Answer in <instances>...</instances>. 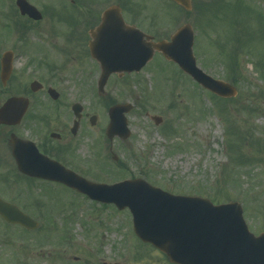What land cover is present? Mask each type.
<instances>
[{"label": "rangeland", "instance_id": "rangeland-1", "mask_svg": "<svg viewBox=\"0 0 264 264\" xmlns=\"http://www.w3.org/2000/svg\"><path fill=\"white\" fill-rule=\"evenodd\" d=\"M240 1L264 17V0ZM28 2L42 11L45 3L50 7L54 0ZM191 2L192 10L186 14L169 0H126L124 9L130 14L141 4L140 14H155L156 24L162 27L158 32L161 37H170L186 22L191 24L196 34L193 50L197 66L209 77L234 86L233 97L221 101L214 98L179 68L157 56L129 83L106 88L105 98L95 88L80 86L81 82L72 86L70 78L64 99L57 103L62 105L59 115L72 116L70 106L76 101L90 117L97 118L94 127L87 119L86 134L74 146L72 157L77 159L82 177L94 183L107 185L141 177L170 194L224 199L263 196L264 79L256 71V63L264 62L261 25L255 14L248 17L247 10L237 8L239 0ZM201 5L206 11L199 9ZM14 6L15 0H0V36L8 32L7 25H13L11 18L24 26L20 16H14ZM18 35L14 32L12 39ZM29 39L37 36L30 35ZM3 45L0 43V51ZM233 48L238 49L239 56V67L233 71L235 81L227 65ZM18 63L26 70L23 60ZM20 80L27 83L28 78ZM15 81L8 82V90L16 88ZM111 101L133 105L127 114L130 138L125 142L116 138L112 144L117 163L111 159L104 135L109 121L106 105ZM152 117L161 118L159 126ZM246 155L250 162H241ZM119 165L126 169L121 172ZM28 182L19 187L23 200L28 206L34 201L41 203L46 218L43 240L35 238L38 233L33 236V264H101L106 259L108 264H171L154 247L138 241L128 210L118 211L110 205L98 213L93 210L98 204L65 186L33 181L29 186Z\"/></svg>", "mask_w": 264, "mask_h": 264}, {"label": "flooded vegetation", "instance_id": "flooded-vegetation-1", "mask_svg": "<svg viewBox=\"0 0 264 264\" xmlns=\"http://www.w3.org/2000/svg\"><path fill=\"white\" fill-rule=\"evenodd\" d=\"M52 4L50 7L48 3L44 4L45 9L41 11L42 21L22 17L18 9L15 10L14 16L19 15L24 21V26L17 25L23 31L22 34L16 40L12 39V31H6L0 36V43H5L0 51V60L4 52H8L12 64L11 76L5 85L0 77V107L11 97H23L28 100V109L17 125L0 124V200L30 217L36 225L34 230H28L19 224L6 222L0 215V264H33L30 257L33 248L32 234L38 233L36 239H42L45 231L46 218L41 206L37 203L28 206L19 192V187H23L27 183L26 180L40 183L44 181L29 178L18 171L13 158L14 151L17 150L19 157L27 158L29 165L32 163L31 157L36 156L38 152L48 159L55 160L62 167L78 171V161L72 157V151L84 138L85 123L87 119L90 121L92 116L90 117L84 109L81 116L73 115L72 105L76 101L70 106L72 116L59 115L58 107L62 105L58 106L57 103L65 97L66 82L71 78L72 86L76 87L75 83L81 82L80 86L91 90L95 88L97 92L104 62L109 63L112 70L119 67L117 56L123 53V47L127 43L126 30L136 29L141 32L145 43H155L163 39L158 36L161 29L155 22V14H140L135 11L137 5L127 14L123 0H54ZM110 7L118 8L123 25L112 23L107 26L105 33L108 40H105L99 37V30L103 23V14ZM11 19L14 21L13 25L18 22L17 19ZM117 19L118 16L113 17V20ZM30 35L37 36V39L30 40ZM102 56L109 58L100 59ZM157 56L159 57L158 54ZM19 60L27 64L26 70L19 68ZM136 75L138 73L129 74L126 71L114 70L106 78L104 88L112 89L127 83ZM64 77L67 78L64 80ZM20 78H28L27 83H20ZM9 81H15V89L8 90ZM32 82L40 85L38 92L31 88ZM52 95H57L58 99L54 100ZM12 136L18 141L15 146ZM72 159L77 163L75 166H72ZM212 187L219 188L218 185ZM211 202L215 206L239 203L248 233L253 236L264 233V195L218 198ZM96 204L99 208L96 210L93 207V210L98 213L109 207L99 202ZM36 209L42 217L35 213ZM236 212L238 213V208ZM40 234L42 236L39 238Z\"/></svg>", "mask_w": 264, "mask_h": 264}, {"label": "water", "instance_id": "water-1", "mask_svg": "<svg viewBox=\"0 0 264 264\" xmlns=\"http://www.w3.org/2000/svg\"><path fill=\"white\" fill-rule=\"evenodd\" d=\"M177 3L185 11H190L192 3L190 0H171ZM16 6L20 10L22 16L27 15L34 20H41V15L34 9L26 0H17ZM114 15L115 11L110 10L105 14V18ZM193 34L190 25L184 26L176 31L170 42H159L155 45L143 46V50L129 52L127 54L128 61L124 69L127 71L140 70L145 66L146 62L151 59L153 49L160 52L163 57L177 64L187 75H190L199 85L214 92L218 96L232 97L235 90L223 82H218L207 77L195 65V58L192 55ZM142 45V46H141ZM153 48V49H152ZM10 57L5 54L1 64V80L3 84L10 76ZM109 73V72H107ZM106 75V73H105ZM103 84L99 87V92L102 93ZM33 91L37 87L32 86ZM27 101L23 98H11L0 109V124L14 125L22 118L21 116L28 108ZM75 115L81 111V107L75 105L73 107ZM129 110V107L115 106L110 109V125L106 130V135L112 139L119 135L122 140L129 136L127 123L124 114ZM154 121L159 124V119ZM95 118L91 120L93 125ZM15 142V140H13ZM51 162V161H50ZM47 161H37L36 164L30 166L24 164L23 170H31L33 173L27 174L30 176H40L48 180L65 183L72 189H76L83 194H87L94 200L103 202H112L118 208L127 207L131 210L133 216V226L136 235L141 241L149 242L154 245L159 251L165 253L172 263L177 264H264V234L259 238H250L247 241L249 247H253L250 251H235V252H211L206 249L217 248L221 243L206 245L200 243L201 240H206L207 236L225 235V230L222 227H216L217 230H212L210 227L214 222L225 221L223 217V209L226 207H214L208 200L188 199L181 197H171L162 190L149 186L142 180H134L124 183H119L113 186L94 185L77 175L62 169L56 163ZM201 201L203 203L191 204L189 202ZM233 208V205H228V208ZM208 213L204 221V225H208V229L203 230L192 236H188L186 229V216L188 213L194 214L196 210ZM221 211V213H220ZM0 215L7 222H17L20 225L30 227L28 219H23L20 214L10 208L0 206ZM226 215V214H225ZM227 216V215H226ZM192 237V240H191Z\"/></svg>", "mask_w": 264, "mask_h": 264}, {"label": "trees", "instance_id": "trees-1", "mask_svg": "<svg viewBox=\"0 0 264 264\" xmlns=\"http://www.w3.org/2000/svg\"><path fill=\"white\" fill-rule=\"evenodd\" d=\"M203 8H204V6H202L201 5V7L199 8L201 11L203 10ZM237 8L238 9H245V10H247L248 12L246 13L247 14V16H251V14H255L256 15V17H257V19H258V21H259V23H260V25H261V28H262V30L264 31V17H263V15H261L257 10H255L254 9V7L252 6V5H248V4H246L244 1H240L239 0V2H238V4H237ZM231 55H229L228 57L232 60V61H234L232 58H231V56H233L234 58H235V64L237 65L238 63V54L236 53V49H234L233 51H231V53H230ZM256 67H257V74L259 73V74H261L262 76V78L264 79V62H260V63H258V65H256ZM232 72H233V70H232ZM231 72V74H233ZM233 76V75H232ZM231 80H234L235 81V76H233V78L231 79ZM245 158H247V156L245 157ZM248 159V158H247Z\"/></svg>", "mask_w": 264, "mask_h": 264}]
</instances>
